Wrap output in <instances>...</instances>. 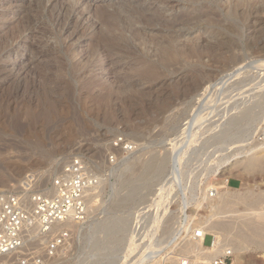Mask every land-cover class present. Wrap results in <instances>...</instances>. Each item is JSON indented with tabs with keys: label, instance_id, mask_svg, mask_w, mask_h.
I'll return each mask as SVG.
<instances>
[{
	"label": "rangeland",
	"instance_id": "1",
	"mask_svg": "<svg viewBox=\"0 0 264 264\" xmlns=\"http://www.w3.org/2000/svg\"><path fill=\"white\" fill-rule=\"evenodd\" d=\"M232 1L0 0V191L44 187L74 157L101 178L66 264H127L161 239L168 245L158 254L166 257L175 248L170 239L183 240L184 194L171 152L203 98L214 102L220 94L217 111L203 114L208 122L196 130L197 143L180 156L188 214L197 227H210L220 200L232 203L225 212H264V170L247 167L264 155L252 152L263 143L256 133L264 122V69H246L221 93L207 91L239 65L264 60V0ZM172 18L192 24L170 26L185 49L173 57L152 53L149 41L161 26L138 34L136 21ZM194 43L203 56L186 50ZM117 137L138 152L112 167L109 156L122 157L112 149ZM253 196L260 203L252 204ZM122 218L121 232L110 239L105 230ZM208 229L216 240L223 235ZM211 242L207 236L205 245ZM248 250L264 264L263 249ZM233 259L244 264L246 257Z\"/></svg>",
	"mask_w": 264,
	"mask_h": 264
},
{
	"label": "built area",
	"instance_id": "2",
	"mask_svg": "<svg viewBox=\"0 0 264 264\" xmlns=\"http://www.w3.org/2000/svg\"><path fill=\"white\" fill-rule=\"evenodd\" d=\"M256 137L264 140V122ZM112 149L122 156L121 160L116 155L109 156L112 167H118L138 152L137 145L124 137L115 138ZM100 185L101 178L94 169L83 158L74 157L44 187L29 190L11 187L0 191V264H66L78 234L75 226L90 221L91 192ZM209 196L214 198L215 192ZM184 233L186 236L179 245L186 241L200 242L202 264H234L230 248L214 254L218 242L206 227H195L190 222ZM207 236L212 237L210 246L205 245ZM129 264L201 263L195 256L171 262L157 253Z\"/></svg>",
	"mask_w": 264,
	"mask_h": 264
},
{
	"label": "bare ground",
	"instance_id": "3",
	"mask_svg": "<svg viewBox=\"0 0 264 264\" xmlns=\"http://www.w3.org/2000/svg\"><path fill=\"white\" fill-rule=\"evenodd\" d=\"M234 1V0H233ZM232 1V2H233ZM234 3V2H233ZM239 3V2H238ZM236 4V2H235ZM193 5V4H192ZM238 6V5H237ZM235 7V6H234ZM196 8V7H194ZM233 8V7H232ZM198 9V8H197ZM118 12V11H117ZM122 12V11H121ZM128 12V11H127ZM131 12V11H130ZM142 12V11H141ZM183 13V12H182ZM194 13V12H193ZM114 14V13H113ZM120 14V12H119ZM123 13H121L122 15ZM192 14V13H191ZM115 15V14H114ZM181 15V14H180ZM211 15V14H210ZM215 15V14H214ZM186 17V15H184ZM195 16V15H194ZM203 16V15H202ZM201 16V17H202ZM209 16V15H208ZM213 17V15H211ZM114 17V16H113ZM112 17V18H113ZM117 17V16H116ZM133 17V16H132ZM176 17V16H175ZM178 17V16H177ZM215 17V16H214ZM115 18V17H114ZM126 18V17H125ZM129 18V17H128ZM181 18V17H180ZM178 18V19H180ZM206 18V17H205ZM208 18V17H207ZM173 19V18H172ZM219 19V18H218ZM129 20V19H128ZM165 21L161 20L160 22L156 21L154 22L152 19H139L136 21L137 24L141 25L143 27V29H137L135 30L136 33H141L144 31L145 29V26H147L148 28L151 27V26H157V25H160L161 27V31L159 30V35L158 33L155 34L157 35V37H149L151 38L150 39V43H151V48H149L152 53H157L158 55L160 56H176L177 53H179L180 49L183 50L185 49L186 46H184V48H180V39L179 36H176L174 35L175 31L172 30L170 28V26H172L173 28L175 27H184V26H191L192 24H190V20H176V19H173V20H167V19H164ZM196 20V19H195ZM204 20V18H203ZM208 20V19H207ZM206 20V21H207ZM210 20V19H209ZM214 20V19H213ZM199 21V19H198ZM212 21V20H211ZM158 22V24H156ZM213 22H216V21H213ZM120 23V22H118ZM189 23V24H188ZM194 23V21H193ZM197 23V22H196ZM203 23L201 22V25ZM215 24V23H214ZM220 24V23H219ZM195 25V24H194ZM197 25V24H196ZM204 25V24H203ZM207 25V23H206ZM216 25V24H215ZM115 26V25H114ZM113 26V27H114ZM195 27V26H194ZM132 27H130L131 29ZM181 28V27H180ZM191 28V27H189ZM188 28V29H189ZM164 29H166V31H164ZM176 29V28H175ZM177 30V29H176ZM190 30V29H189ZM174 31V32H173ZM134 33V31H132ZM158 32V31H157ZM163 33V34H162ZM167 34L166 36L164 35ZM180 33V32H179ZM119 34V33H118ZM147 36H148V33H146ZM145 34V35H146ZM121 35V33H120ZM136 35V34H133V36ZM149 35H152L149 33ZM123 36V35H121ZM154 36V35H153ZM137 38V37H136ZM139 38V37H138ZM141 38V37H140ZM139 38V39H140ZM183 38V37H182ZM142 39V38H141ZM143 40V39H142ZM148 40V39H147ZM149 44V43H148ZM185 45V44H183ZM188 51H190L191 53H195V52H198V56H203V51H202V48L200 47V45H198L197 43H194L192 46H190V49H186ZM205 54V53H204ZM257 69V70H262L264 69V60H261V61H257V62H252L251 64L249 65H246V66H242V65H239L238 67L234 68L233 70H231V72L227 75L226 77L222 78L221 80L217 81L216 83H213L211 85H209V88L207 89V91L211 92L213 91L214 89L216 88H219V92L222 91L224 89L225 86L228 85V83L233 80V78H235L236 76L242 74L243 72L246 71V69ZM253 69V70H254ZM256 70V71H257ZM154 71L153 68H150V72L152 73V75H154ZM237 79V78H235ZM182 81V80H181ZM218 90V89H216ZM215 91V90H214ZM213 91V93H214ZM208 92V94H209ZM221 93V92H220ZM166 94V93H165ZM212 95V94H211ZM206 97V96H205ZM209 97H210V94H209ZM208 98V96H207ZM219 98H220V94L219 96L217 97V100L214 101V102H211V101H208L207 99L203 98V101L202 102H199L200 105H199V108L196 110L195 114H194V118H192V120H190V122H187L188 125L187 127L185 128V130L183 131V133H181L182 135H180V140H179V144L176 145V146H172L173 148V151L171 153H173L174 155V172L172 174H174V180L176 182V184L178 185V187L181 189H178V191L180 190L183 194H184V200L182 202V206H183V216L185 217L184 219V222L182 224V226H180L179 228H181L182 231H185L186 230V227L189 225V222H191L192 224H194L195 227H197L196 223L197 221L194 219L193 215L191 214H188V210H189V206H190V200H188L187 198V195L185 194V189L182 185V179L181 178V170L179 168V164L180 163V156L181 154L183 153V151L185 152V149L187 150V148H189V146L191 144H193L195 141V137H197V132L196 130L197 129H202L204 127V125L208 122L207 121H202L205 116L207 115H211V114H214L217 110V105L219 103ZM212 100V99H211ZM213 101V100H212ZM205 112H209V114L207 115H203ZM262 112V111H261ZM259 113V112H258ZM262 116V115H261ZM258 119V118H257ZM238 118L236 120H234V124L232 123V125H237L238 123ZM258 122V121H257ZM179 139V138H178ZM177 141V138L176 140ZM174 141V142H175ZM197 143V142H196ZM257 145H255V147L252 146V152L254 155L256 154H260V153H264V140H263V143H256ZM194 145V144H193ZM172 150V149H171ZM170 153V154H171ZM65 165V164H64ZM182 166V165H181ZM248 169L250 171H263L264 170V155L261 156V157H257V158H251L249 159V163L247 165ZM173 168V167H172ZM158 169V168H156ZM155 169V170H156ZM150 170V169H149ZM148 171V170H147ZM146 174V173H145ZM224 187L225 188H229L228 186V179H225L224 180V183H223ZM176 189V187H175ZM253 203L252 204H255V203H260V201L262 200L261 197H256V196H253ZM232 203L228 202L227 200H220L218 202V211L217 213H214L212 216H210L209 218L211 220L209 221H213L211 222L212 224H210L211 228L210 227H207L206 228L208 230L210 229H215V230H218V231H221L223 233V235L217 237V242H218V247H217V250H216V253L214 254H219L221 253L223 250H225L226 248H230L234 254V256H236L239 260L240 257H242L244 255V257H246V260L244 261V264H259L261 262H259L258 260H256L255 258L249 256V255H245V251H250L248 250L250 247L252 246H256L260 249H263L264 250V212H228L229 208L227 209L228 211L225 212V208L230 206ZM232 207V206H231ZM224 212H223V211ZM94 212V211H93ZM231 213H236V214H232V215H229ZM217 215H219V217H221L222 219H225V220H221L219 218H215V217H218ZM221 215V216H220ZM222 215H225L224 217ZM155 216V222H157V226H159V223H161L160 221V215H159V212H156V214L154 215ZM204 217V216H203ZM202 217V218H203ZM208 218V219H209ZM219 219V220H218ZM221 220V221H220ZM94 221V220H93ZM111 221V220H110ZM105 222V221H104ZM103 222V223H104ZM201 222V221H200ZM208 222V220H207ZM111 223V222H110ZM109 222H107V224L109 225L110 224ZM202 223V222H201ZM204 223V222H203ZM106 224V225H107ZM205 224V223H204ZM100 225V224H99ZM103 225V224H102ZM107 225V226H108ZM111 225V224H110ZM202 226V225H201ZM75 227H79L78 225L75 226ZM101 227V226H100ZM99 228V227H98ZM104 228V227H103ZM123 228V218L122 219H118L117 221H113V224L111 226H109L105 231L107 232V236L110 237V239L112 238L111 236L114 235V236H117L118 233L121 232ZM100 230V229H99ZM180 230V229H179ZM100 232V231H99ZM102 232V230H101ZM184 233V232H183ZM98 234V233H97ZM101 234V233H100ZM175 234V233H173ZM178 235L180 234V237H181V232L177 233ZM186 236V234H183ZM174 236V235H173ZM185 236H183V239L185 238ZM175 238V237H174ZM173 240L170 239L169 241V245H175V248L170 252H166L165 255V259L168 260V261H173V262H178V261H181L182 259L184 260L185 257H191V256H195L198 261L200 260V263L202 264V262L204 261L203 260V257L200 256V253L201 252V248H200V242H192V241H186L185 244L183 242V244L180 246L179 243L177 245V239L178 238H175ZM165 239V238H163ZM108 240V238H107ZM111 241V240H110ZM123 241V239H122ZM121 241V242H122ZM159 241V240H158ZM104 242V241H103ZM114 242V241H112ZM168 242V241H167ZM180 242V240H179ZM108 243V242H107ZM111 243V242H109ZM108 243V245H109ZM119 243V242H118ZM162 243H164V241H162L161 239V243L160 245L158 246H155V243L154 244H151L147 249L149 250L147 255H154V254H157V253H161V250H160V247L161 248H164V246L162 245ZM101 244V243H99ZM98 244V245H99ZM113 244V243H112ZM117 244V243H115ZM157 244H159L157 242ZM97 245V246H98ZM107 245V244H106ZM118 245V244H117ZM168 245V244H167ZM167 245L165 247H167ZM163 246V247H162ZM99 247V246H98ZM106 247V246H105ZM118 247V246H116ZM102 248V247H101ZM101 248H98L97 250L100 251ZM115 248V247H114ZM171 250V248H170ZM166 251V250H165ZM168 251V250H167ZM164 253V252H163ZM96 255V254H95ZM146 255V254H145ZM145 255L141 256V257H144ZM214 256V255H213ZM243 259V258H242ZM89 260V259H88ZM241 260V259H240ZM90 261V260H89ZM88 261V263H89ZM101 261V260H100ZM87 262V261H86ZM85 262V264H87ZM94 262V261H93ZM102 262V261H101ZM238 262L240 261H235L234 264H238ZM78 264H84V262H80ZM102 264V263H101ZM129 264V263H128ZM243 264V263H242Z\"/></svg>",
	"mask_w": 264,
	"mask_h": 264
}]
</instances>
